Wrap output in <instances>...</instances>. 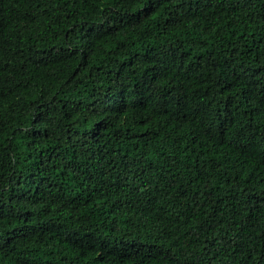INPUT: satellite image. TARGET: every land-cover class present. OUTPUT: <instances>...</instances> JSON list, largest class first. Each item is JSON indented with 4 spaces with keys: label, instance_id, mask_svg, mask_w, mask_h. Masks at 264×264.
I'll return each mask as SVG.
<instances>
[{
    "label": "trees",
    "instance_id": "1",
    "mask_svg": "<svg viewBox=\"0 0 264 264\" xmlns=\"http://www.w3.org/2000/svg\"><path fill=\"white\" fill-rule=\"evenodd\" d=\"M0 264H264V0H0Z\"/></svg>",
    "mask_w": 264,
    "mask_h": 264
}]
</instances>
